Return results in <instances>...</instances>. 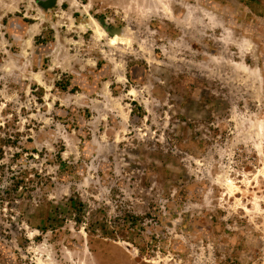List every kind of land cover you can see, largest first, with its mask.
Listing matches in <instances>:
<instances>
[{"label":"rangeland","instance_id":"1","mask_svg":"<svg viewBox=\"0 0 264 264\" xmlns=\"http://www.w3.org/2000/svg\"><path fill=\"white\" fill-rule=\"evenodd\" d=\"M245 4L0 0V264H264Z\"/></svg>","mask_w":264,"mask_h":264},{"label":"crops","instance_id":"2","mask_svg":"<svg viewBox=\"0 0 264 264\" xmlns=\"http://www.w3.org/2000/svg\"><path fill=\"white\" fill-rule=\"evenodd\" d=\"M246 2L245 4V8H247L249 10V13L252 14V13H255L252 14L253 17H255L256 19H260V20H263V15H264V5L261 4L263 2L259 1V0H254V2L256 3V6L253 7L250 5V2L248 0H244ZM252 2V1H251Z\"/></svg>","mask_w":264,"mask_h":264},{"label":"trees","instance_id":"3","mask_svg":"<svg viewBox=\"0 0 264 264\" xmlns=\"http://www.w3.org/2000/svg\"><path fill=\"white\" fill-rule=\"evenodd\" d=\"M74 206H76V203H74Z\"/></svg>","mask_w":264,"mask_h":264}]
</instances>
